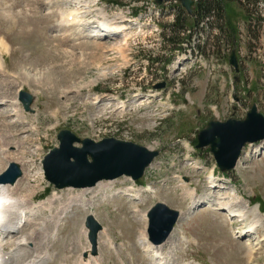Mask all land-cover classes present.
Here are the masks:
<instances>
[{
    "label": "rangeland",
    "instance_id": "1",
    "mask_svg": "<svg viewBox=\"0 0 264 264\" xmlns=\"http://www.w3.org/2000/svg\"><path fill=\"white\" fill-rule=\"evenodd\" d=\"M96 1L98 6L86 0H0V45L9 52L4 68L6 77H16L18 84L8 97L21 89L36 96L34 113L26 112L21 104L26 118L22 125L15 116L7 117L13 113L10 104L0 106V139L9 149L11 162L18 163L23 173L31 168L27 162L34 164L31 174H23L14 197H30L32 205L45 202L37 218L19 235L5 240V252L31 240L30 234L45 224L49 240L36 237L35 251L29 249L18 264L47 254L50 261L46 264H86L89 260L93 264H152L138 245L148 221L134 211L147 214L161 202L183 215L163 250L170 264H264V249L253 263L248 246L264 239V149L259 144L247 146L244 155L248 158L242 167L228 173L220 171L209 148L196 149L199 132L210 122L244 119L254 104L264 113V0L246 7L233 4L238 29L234 45L220 32L219 24L205 22L200 27L205 28L203 32L188 29L180 36L167 30V39L192 36L182 53L174 52L177 45L164 38L179 4L156 8L154 0ZM100 10L125 32L99 39L104 34L84 22L100 21ZM71 12L80 14L79 23H64L63 15ZM234 50L240 74L229 64ZM162 84L165 87L158 89ZM66 129L81 139L116 138L159 150L160 157L137 182L154 194L144 193L143 201L136 203L119 191L104 194L96 188L86 192L87 203L69 213L67 199L80 192L65 190L57 201H50L55 189L39 172L44 157L59 146V132ZM21 142L24 145L16 151ZM213 171L217 184L210 188L208 178ZM181 182L196 189L197 200H210L190 211L196 199L186 196ZM132 186L125 178L116 182V188L123 191ZM94 191L101 196L94 197ZM236 194L240 204L235 210L258 207L260 212L245 225L218 205L232 202ZM91 214L104 232L98 256L84 260V253L91 249L85 228ZM254 220L259 222L257 234L235 238ZM57 225V236L52 239ZM108 240L119 253L109 248Z\"/></svg>",
    "mask_w": 264,
    "mask_h": 264
},
{
    "label": "water",
    "instance_id": "2",
    "mask_svg": "<svg viewBox=\"0 0 264 264\" xmlns=\"http://www.w3.org/2000/svg\"><path fill=\"white\" fill-rule=\"evenodd\" d=\"M155 1L159 6L170 1L178 2L189 15H193L194 0ZM229 62L236 73H239L240 64L236 51L232 52ZM163 87L161 85L158 88ZM20 101L26 112L34 113L32 106L36 97L33 94L22 90ZM58 140L60 146L50 151L43 161L46 180L58 190L94 188L101 182L115 181L123 177L139 181L160 155V151L114 138L101 142L82 140L69 130L61 131ZM261 142H264V114L254 104L244 120L210 122L198 135L197 149L209 148L220 170L225 173L236 169L247 145ZM20 177V166L11 163L0 180L15 184ZM148 218L149 239L158 246L170 239L181 218V212L164 203H157L148 213ZM85 225L89 230L92 255L96 256L98 238L103 226L93 215L87 217Z\"/></svg>",
    "mask_w": 264,
    "mask_h": 264
},
{
    "label": "bare ground",
    "instance_id": "3",
    "mask_svg": "<svg viewBox=\"0 0 264 264\" xmlns=\"http://www.w3.org/2000/svg\"><path fill=\"white\" fill-rule=\"evenodd\" d=\"M86 1L88 4L90 3V4H93L95 6L94 0H86ZM79 15L80 14H77V12L76 13L71 12V13H68L67 15L64 14L63 15L64 23H67V24L68 23H79L80 22ZM99 15H100L99 17H101L100 21H96V22L94 20H93V22L92 21H85L84 22L85 25H87L89 27H95L96 29H98L99 31H101L105 35L107 33H111L108 35H112V34L113 35H119V34H122L125 32L123 27H118V26H116V24L114 25V23L112 21H109V19L107 18V16L105 15V13L103 11L100 10ZM7 48L8 47H4V44L0 45V93L3 90L4 91L3 95H5L3 98L0 99V106L10 104V106L13 107L11 110L13 113H11V114L7 113V117L8 116L9 117L15 116L16 118H18V120L16 119V122L18 121V123H21V125H22L23 123L26 122V118L23 115V110L21 107L22 103L19 99V93L14 92L12 98L8 97L10 92L14 88L18 87V84L16 82V79H17L16 77H13V76L11 78L6 77L7 71L4 68V62H5V58H6L5 56L7 55V52H8ZM9 56H10V54H9ZM2 78H3V80H2ZM7 93H8V95H6ZM10 96H11V94H10ZM119 108L120 109L124 108V105L120 106V104H119ZM14 123L15 122L10 123V124H12L11 126H13ZM3 141H5V140H3ZM27 142L28 141H26L25 143H27ZM5 144H3L2 140L0 139V176L6 171V168L9 166V164L12 161L7 156L9 154V149L5 146ZM22 145H24V142L17 144L15 147L16 151H18L22 147ZM259 145H260V149H264V142L259 144ZM247 158L248 157L246 155H244L243 159L240 161V163L238 165V170L242 167L243 162ZM27 163L30 164L31 168H30L29 172H24L25 176L31 174L34 170V164L32 162H27ZM21 179L15 185L0 183V214L2 215V216L0 215V230H2V234H8L9 238H11V239L14 236L20 234V232L22 231V227H24L25 224H26L25 226H27L33 220V218H37L38 212L40 211V209H43L44 204H45V202H41L38 205H32L30 203V197H28V198L24 197V198H20V199H17L14 197V194L17 193L18 188L21 185V181H22ZM208 179H209L208 183H209L210 188L214 187L217 184V180L215 179L214 171L211 173V175L209 176ZM37 186H39V185H37ZM181 188H183L187 197L191 198L192 200L196 199V193H197L196 189L195 190L189 189V188H187L186 184H184V183H182ZM97 189H99L102 193L106 194L110 190H113L114 186H113V183H107L105 185L100 184ZM86 192H88V190L84 191V193H86ZM119 192L122 193V196L124 198H127L130 201H133L136 203L143 201V194L144 193H153L154 194V192L152 190H150L149 188H144V189L143 188H140V189L130 188L127 191H119ZM201 200H203V201H199L196 199L194 201V205L192 207H190L191 208L190 211L199 207L200 203H202V202H203L202 204L206 205L207 204L206 202H208L210 199L208 197V198H203ZM87 202L88 201L82 200V202H80V204L77 206L82 207L83 204H85ZM238 204H240V197L236 194V195H234L232 202H229L228 204L219 203L218 205L223 207L225 210H227L229 215L233 216V218L238 219L241 224L247 223L251 216L256 218L257 214L260 213L258 207H255L251 211H245V212L239 211V209L235 210L236 207L239 206ZM27 205L29 207L24 208ZM74 206L75 205H72L69 210H66V212H68V213L71 212L72 211L71 208H73ZM200 207H203V206H200ZM214 209H216V208H214ZM216 210H218V208ZM134 213L138 214V216H140L145 221H148L147 214L140 213L137 210H135ZM184 218H187L186 215H184ZM243 225H245V224H243ZM45 227H46L45 224L39 225V227L34 232H32L30 234L31 240L30 239H29V241L23 240L21 243H19V245L17 247L11 248L8 252H5V247H6L5 240L6 239L0 238V264H18L21 261L20 260L21 257H23V255H26L27 251L29 249L32 251H35L34 249H32L33 248L32 246H34L36 237H38V236L42 237V239L44 241H48L50 237H48V234L46 233ZM258 228H259V222L254 220L253 222H250V224H248L247 230H240L238 233H235V234H238L241 237H243V236H249L250 237V236L257 234ZM57 231H58V225L55 227V233L53 234L52 239L56 238ZM239 236H237V237H239ZM166 243H164L162 245H158V246L152 244L149 241L147 231L142 232L140 237L138 238V245L141 248V251L145 254V256L150 260V262L152 264H170L168 261H166L167 258L165 259L164 254H163V250L166 247V245H165ZM108 246L110 249L119 253L118 248L116 246H114V244L111 240H108ZM248 246H249V251L251 252L250 256H249V260H251L254 263L257 261V258L255 257L256 254H258V252L260 250L264 249V239L259 243H255L254 245L252 243H249ZM87 253L89 254L88 258L92 257L90 255V251ZM34 254H37V253L34 252ZM88 258H84V260H87ZM92 258H96V257H92ZM92 260H94V259H92ZM28 261L25 262L24 264H46L47 262L50 261V256H49V254L39 255L38 257L33 256ZM89 261L86 262V264H93L92 262H89ZM94 263L98 264L97 261L96 262L94 261Z\"/></svg>",
    "mask_w": 264,
    "mask_h": 264
},
{
    "label": "trees",
    "instance_id": "4",
    "mask_svg": "<svg viewBox=\"0 0 264 264\" xmlns=\"http://www.w3.org/2000/svg\"><path fill=\"white\" fill-rule=\"evenodd\" d=\"M196 0V8L194 10V15L189 16L181 7H179V12L175 16V22L165 29L164 38L167 39L168 34L167 30L172 31L176 36L186 30H199L201 25L205 22L206 25H217L219 24L220 32L224 33L227 36V41L234 45L237 41L238 29L234 23V17H236L233 12L232 6L236 4L238 7H246L252 3L257 4L258 0ZM250 16V15H247ZM248 18V17H247ZM205 28L202 27V30ZM192 36H189L188 39H181L179 37L172 38L169 37L167 40L173 42L174 51H182V43L191 42ZM200 47V46H199Z\"/></svg>",
    "mask_w": 264,
    "mask_h": 264
}]
</instances>
